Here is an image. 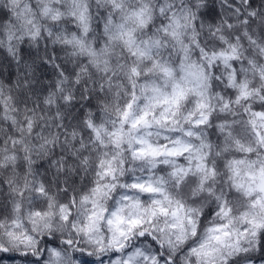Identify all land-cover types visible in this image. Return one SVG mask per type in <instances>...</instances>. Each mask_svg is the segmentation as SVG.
I'll return each mask as SVG.
<instances>
[{"label": "clouds", "instance_id": "9594fccd", "mask_svg": "<svg viewBox=\"0 0 264 264\" xmlns=\"http://www.w3.org/2000/svg\"><path fill=\"white\" fill-rule=\"evenodd\" d=\"M0 264H264V0H0Z\"/></svg>", "mask_w": 264, "mask_h": 264}]
</instances>
